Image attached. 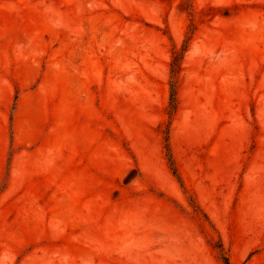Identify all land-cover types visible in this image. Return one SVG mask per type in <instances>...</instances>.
Masks as SVG:
<instances>
[{
	"label": "rangeland",
	"instance_id": "obj_1",
	"mask_svg": "<svg viewBox=\"0 0 264 264\" xmlns=\"http://www.w3.org/2000/svg\"><path fill=\"white\" fill-rule=\"evenodd\" d=\"M227 260L264 264V0H0V264Z\"/></svg>",
	"mask_w": 264,
	"mask_h": 264
},
{
	"label": "trees",
	"instance_id": "obj_2",
	"mask_svg": "<svg viewBox=\"0 0 264 264\" xmlns=\"http://www.w3.org/2000/svg\"><path fill=\"white\" fill-rule=\"evenodd\" d=\"M188 40L189 37H187L182 45L181 49H175L173 51V56L170 62V66H171V73H172V79H171V96H170V104L168 107V113L170 115H172L176 108H177V86H176V82H177V74L179 73V71L181 70V66H182V60L184 57V53L187 49L188 46ZM169 148V146H168ZM170 154V161H171V165H172V169L174 171V173H177L178 169L177 166L175 164L174 158L172 156V154L169 152ZM225 259H227V257L225 256ZM227 264H229V261L227 260Z\"/></svg>",
	"mask_w": 264,
	"mask_h": 264
}]
</instances>
